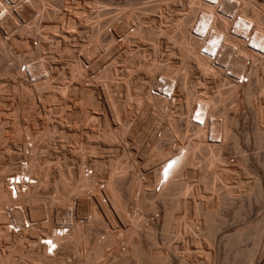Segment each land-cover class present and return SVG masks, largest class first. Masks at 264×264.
<instances>
[{"label": "bare ground", "instance_id": "obj_1", "mask_svg": "<svg viewBox=\"0 0 264 264\" xmlns=\"http://www.w3.org/2000/svg\"><path fill=\"white\" fill-rule=\"evenodd\" d=\"M254 1L177 0L182 6V10L181 6L177 7L182 12H177L178 9L175 6L173 15V9L170 11L167 7L170 12L163 11L162 4L164 2L161 1L162 4L141 7L142 14H144V11L158 12L162 19L157 26L156 23L150 24L147 20L148 16L141 14V16L138 15L140 17L135 15V25H130L128 20L131 18V14L130 18L128 17L129 19L126 18L125 21L122 19V22L118 25L115 23L116 27L113 31L108 32L106 28L101 32L103 21H101V16L114 9L110 8L109 3L103 1L94 0L92 13H95V15L92 17L91 13L90 17V14L85 15L86 12L80 10L83 7H79V5L70 9L72 13H69L59 12V2L56 3L51 0H0V12L3 11L0 15V48L7 42L23 44L27 47L28 55H30V57H16L11 64L0 66V75L6 78V83L3 84L4 87L0 85L2 86L0 88V141L6 143V146L0 147V159L3 158L5 149L11 151L14 145L21 144L20 141L18 142L24 128V124L21 123V116L32 117L31 120L34 122V125L33 123L32 125L35 129L38 128V126H35L36 124L40 126L37 130H33V127L29 131V124L26 125L25 128L28 127V130H25V135L31 142H46L48 144L47 142L56 139H60V141L63 139V141L66 140L69 143L78 142V144L87 142L88 145L90 143L87 147L94 154L99 144L96 147V144H92V142L100 141L101 144H104V146L102 144L101 149L112 150V152L117 153L121 150L122 145L120 146V143H125V136L129 133L128 129L131 128L128 127L127 129L125 124L131 121L132 110L137 107L141 108L140 115H146L149 109L153 108L154 113L151 115L150 112L148 113L150 117L147 118L146 130L150 128L151 121L154 119H158L159 123H162V127L161 130L159 127L158 130L155 129L156 131H152L146 136V146L143 147V150L148 152L145 161L146 167L143 168L145 174L143 178L137 175L135 177L137 180L135 185L139 193L135 202L136 207L145 213L154 212L157 209V204H159L162 208V219L160 220L164 231L168 230L169 232V229H172L179 234L183 227L192 237L191 240L193 239L195 244H193L194 248L197 249L199 254L203 253L206 257V260L201 264H210L212 255L214 256L210 245H213L216 241L215 233L220 227L215 222L216 220L214 221V216L218 215L221 208L234 205V203L237 206L236 213H241L244 207V199L251 197L249 196L251 191L246 188L244 180L240 177L241 170H243L248 157L245 154L239 155L236 164H228L227 160L224 159V151L230 146L238 149L239 143L237 144L236 128L234 127L238 123V118L231 116L230 110L222 102V92L218 88L221 83L231 84L228 90L233 98L242 96L252 111L256 110L257 112L258 108H262L263 113L260 111L262 109L259 110L260 115H262L259 116V112H257L256 116L258 115L264 122V7L257 8ZM169 2L171 1L169 0ZM119 12L121 13V11ZM163 14L166 16L164 17ZM237 16H239V19H237ZM152 17L150 19L157 22L158 18L156 16H154L156 19ZM92 18L95 19L92 20ZM57 19L58 21H55ZM81 20L86 23L79 25ZM198 21L197 32H194L193 28ZM131 28L132 30H130ZM202 29H206L204 36L201 33ZM254 32L256 35L250 38ZM117 33L121 34L122 40H119L120 43L117 44H107L104 53L109 58L114 56L116 59L118 56L121 58L120 62L124 66V73L122 74L124 81L114 83L113 75L116 68L111 65L104 72V78H106V80L103 79L106 81L104 85L101 83L102 85L99 86L98 82L93 83L92 80L90 84H84L83 62L81 57L75 56L76 45L73 43V39L76 40L84 34L88 36L91 46L89 45V49L84 52L88 56H86L87 59L92 62L91 67L95 68L100 60L93 61L94 57L101 52L103 46L101 36L112 39ZM111 39L109 42H111ZM250 39H252V44L248 43ZM139 40L152 41L149 46V51L152 54V57H149L151 60L144 59L143 51L136 47V49L133 48L135 46L133 43ZM34 41L37 44L36 46H34ZM164 42L171 44L172 47L167 53L166 62L163 63L160 45H163ZM203 46L206 48L205 52L200 50ZM222 48L223 51H221ZM214 49H216V52L212 56L209 53ZM56 54H60L58 56L60 58L62 54L63 58L61 59L65 58L69 63L61 71L56 70L58 66L55 70L50 66V63L56 62ZM174 54L179 56L181 64L177 65L178 61H175L172 57ZM2 55L0 54V64L5 60ZM46 57L50 60H47ZM88 60L86 63H88ZM226 64L227 66L224 69L222 66ZM22 66H24L23 70H21ZM242 69L243 72H240L239 70ZM228 70L230 75L226 74ZM132 75L134 78L131 77ZM240 76L245 78L246 81L244 79L239 81ZM159 77H161L164 84L158 81ZM30 78L34 79L31 80ZM234 78L238 80H234ZM209 85H214L217 89L211 92L209 91ZM162 86L167 87V92L171 91L169 98L167 96L163 97L161 92L157 91V88ZM198 87L203 88L204 92L198 93ZM3 90L6 93L11 90L17 95L14 110L11 112L12 115L8 113L10 117L7 115V111L5 112V109H3L5 106L2 107V103L5 102ZM118 91L126 92L125 99L121 100L114 94ZM35 98L44 103H52L54 105L51 108L52 110L61 109L64 111V114H60L64 115L62 117L66 119V125H62L63 123L62 126L58 125L59 122L58 124H52L44 120V117L41 118L40 112H42V109L34 108L36 105ZM23 100H28L30 105L24 106ZM75 100H80V103L76 104ZM234 108L236 109V107ZM194 111H196V118L194 116L192 120L191 117ZM45 112L50 115L47 110ZM45 118L47 119V117ZM48 118L50 117L48 116ZM253 125L256 127L255 130H258L254 142L261 145L264 143V128H259L257 121ZM21 126L23 127L21 128ZM25 149H28V152L23 154L24 163H18L15 169H0V220L8 219L6 215H3L1 209H7L10 214L7 223L0 221V235L4 238L17 237L15 244L18 246L19 264H65L64 253L61 252H64V250L73 252L77 246L86 245L91 233H93V224L99 222L101 216L108 218L109 223L113 225L119 223L121 227L119 225L114 227L128 234V250L139 261L140 259H146L148 264H193L189 259L190 246L185 245L184 252L179 253L178 245L169 243V235H165L162 239L164 241L163 249L157 248V240L149 232L150 242L148 247L144 249L140 246L139 238H135L134 235L138 234V228L143 224L128 215V202L131 197L129 193L126 194L122 191V183L126 179L128 171L126 169L129 164L126 166L127 164H123L119 159L112 162L110 166L108 164L110 169L108 168L107 177L105 175L101 176L106 178L102 188L98 183L100 181L95 183L96 172H98V164L96 163V168L87 174H85V170L72 169V167L65 170L60 168V172L57 170L58 177L54 186V192L57 195L55 197L65 201V203L70 201V195H73L72 193L76 191L79 192V189L83 191L94 190L91 216L85 223H81L71 213L64 217V221L55 222L59 223L58 226L46 222L47 220L44 221L43 213L46 207L43 208V211L39 206L38 208L35 207L34 203L37 202L40 190L49 183L47 179V176H49L47 175L48 167L42 166L41 151H37L36 147L30 150L26 146L23 150ZM67 151L66 154L69 153V150ZM72 151L75 152L74 149ZM122 151L128 152L129 150L123 149ZM236 151L241 152V150ZM74 155L71 156L74 157ZM16 161H18V156L13 154L9 156L8 164L10 166L12 163H17ZM257 161L261 166H264V160L257 159ZM167 164H171V167L165 168ZM106 171L103 173L106 174ZM232 171L239 176L235 182L236 184L232 183L233 185L229 180L230 178H228V174H231ZM163 174L166 175L165 180H162ZM133 175L135 176V174ZM11 177L17 179V183H14V194L9 184V178ZM25 177L28 181H25ZM259 184V181H257L256 185L259 186ZM157 186H159L158 190H156ZM154 195L155 200H153ZM104 197L105 200L103 201ZM52 198L50 197V199ZM85 202L87 201L85 200ZM53 203L55 204L54 200ZM46 211L48 212V210ZM46 214L48 215V213ZM217 221L223 222V220ZM9 224L12 228L9 227ZM64 228L65 232H63ZM244 230L233 232L235 234L231 233L230 236L227 235L226 242L223 243L235 252V254L233 253L234 256L242 255L238 251L243 247L239 248L238 245L249 236H252V232H250L252 230ZM57 231L62 232V235L59 236ZM110 232L106 233L103 241L104 245H110L113 242L114 234ZM257 233L259 232L256 231L253 234ZM258 237L257 239H259ZM48 239H52L51 243H46ZM53 245L56 248L50 252ZM104 245L95 248L93 253H83V259H75L71 263L92 262L93 259L91 258L97 259L101 256V249H103L101 247ZM257 245L254 246L255 250H257ZM244 251L246 252V250ZM17 254L12 251V248L7 253L4 252L0 255V264H13L18 258H16ZM252 255L254 256L253 253ZM236 258L232 260L230 258V262L227 264H236L238 261H242L239 260V257L238 260ZM24 260H28L29 263ZM252 263L264 264V246ZM241 264L247 263L243 262Z\"/></svg>", "mask_w": 264, "mask_h": 264}, {"label": "rangeland", "instance_id": "obj_2", "mask_svg": "<svg viewBox=\"0 0 264 264\" xmlns=\"http://www.w3.org/2000/svg\"><path fill=\"white\" fill-rule=\"evenodd\" d=\"M51 1L52 2H56V3L59 2L58 3V5H60L58 7V9H59L58 11L59 12H69L70 13L71 12L70 9L75 8V6L78 7V5H79V7H83V9L80 8V10H84V12H86L85 15H87V14L89 15L90 14V17H91V13L93 12L92 9H93V2H94V0H71V1L70 0H51ZM99 1H103L104 3H109L110 4L109 5L110 8H112V9L114 8L111 12L105 13L104 15L101 16V21L103 20L102 21V25H101V27H102L101 28V32H103V30H105L106 28H107L108 32L113 31L115 29L114 27H116L115 23L118 25L119 23L122 22V19H123V21H125L126 18H128L131 14H132L131 18L129 17L131 20L128 18L130 20V21L128 20V22L130 23V25H132V24L135 25V17L136 16L137 17H140L141 15H146V16H148V18H147L148 22L150 24L151 23L152 24H155L156 23L155 25L157 26V24H160V22H161L160 20L162 19L160 17V15L158 14V12H155L154 13V12H151V11H144L143 12L144 14H142L141 11H142L143 6L145 7L146 5L162 4L161 1L164 2L162 4L163 7H164L163 11L166 10L165 12H170L171 9H173V11H174V7L176 6L175 8L178 9L176 11L177 12L179 11V13L182 12L181 11L182 10V6L177 2V0L175 2L173 0H170L171 2L173 1L172 3H174V4L176 3L175 5L172 4L171 2H169V0H167V1H165V0H160V1L159 0H99ZM255 1H257V2H255ZM255 1H254V3H255V6L257 5L256 6L257 8L264 7V0H255ZM168 2H169V4H168ZM177 3H178V5H177ZM177 6H179V7L181 6V10ZM167 7L170 9V11H169V9ZM118 8H119V10H118ZM119 11H121L122 15H121V13ZM2 13H3V11L0 12V15ZM174 13H175V11L172 12V15ZM60 15H62V14H60ZM94 15H95V13H92V17ZM138 15H140V16H138ZM111 16L113 17V19H111L112 18ZM133 16H134V18H133ZM154 16H156L158 18L157 22H155L156 20L150 19L151 17L152 18H155ZM163 16L165 17L166 15L163 14ZM115 17H117V18H115ZM132 18L134 19V21H133ZM94 19L95 18H92V20H94ZM237 19H239V16H237ZM117 20H119V21H117ZM55 21H58V19L55 20ZM79 22H80L79 25H82V24L84 25V22L85 21L82 22V20H81ZM198 25H199V21L197 22V24L193 28V31L197 32ZM234 26H235V24H234ZM130 30H132V28ZM232 32H233V29H232ZM254 35H256L255 32L250 36V38H253ZM85 36H87V35L84 34V35H82V37H79L81 39L75 37L76 40L72 38L73 41H74L73 43L76 45L75 46V54H76L75 56H78L79 58L81 57L82 62H83V68H84V72H83L84 78H83V80H84V82L83 81L82 82L84 84L88 85V84L91 83V80H92V82L94 81L93 83L98 82L99 83V86L102 85V84L104 85V83H106V81H105L106 78H104V72L111 65L112 66L114 65V67L116 68V70H114L115 73L113 75L114 76L113 80L115 81L114 83L116 84V83L123 82L124 81V79H123L124 76L122 74L124 73V70H123V67L124 66H123V63L120 62V59L121 58L118 56L117 59H116L115 56H114V57H112L113 58L112 59L111 57L109 58V56L105 55V53H104L106 47L108 46L107 44H115V43L117 44V43H120V41L122 40L121 34L120 33H117L115 35V37L112 38V39L110 37L109 38H107V37L105 38V37L101 36V40H102L101 41V44L103 46L101 48L102 49L101 52L94 57V60L93 61L100 60L99 63L96 65L97 67H95V68H92L91 67L92 66V62H90L87 59L88 56L85 55L86 52H84V51H86V49H89V47H88L89 45L91 46V44H90L91 41H89L88 36L87 37H85ZM110 39H111V42H109ZM245 39L248 40V38H246V37H245ZM251 40L252 39L249 40V42H248L249 44H252L251 43ZM151 42L152 41H149V40H144V41L143 40H141V41L139 40V41H136V42L133 43V44H135V46H133V48L134 49L138 48L139 50L143 51L142 54L144 55V59L149 60L152 57V54L149 51V46H150ZM33 43H34V46L37 45V44H35L36 43L35 41ZM82 47H84V48H82ZM170 47H172L171 44H168V43H165V42H164L163 45L162 44L160 45V49L162 48L161 49L162 50L161 55H163V56L161 58H163V60H164L163 63L166 62L165 59L167 58V55H168L167 53H169L168 51H169ZM27 50H28L27 47H25L23 44H14V43L7 42L6 44L3 45V47L0 48V54L1 55L3 54L2 56L5 58V60L0 64V66L2 67L3 65H9V64H11L12 62H14V60L16 59V57L17 58L18 57H28V56L30 57V55H28V51ZM200 50H201V52H205L206 51L205 46H203ZM221 51H223V48H222ZM81 52H84V53H81ZM53 56H55V55H53ZM58 56H60V54L59 55L56 54V56H55L56 58L55 57L54 58L57 59V60L54 63L53 62L50 63V66L53 68V70H55V68H57V66H58V68L56 70L61 71V69L64 68V67L66 68L69 63H67L68 61L65 60V58L63 60L61 59V58H63V55L62 54H61V58L58 57ZM172 57H173V59L175 61H178L177 62V65L181 64V62L179 60V56L177 54H174ZM46 58H47V60H50L48 57H46ZM87 60H88V63H86ZM226 66H227V64L226 65H223L222 67L225 69ZM23 69H24V66L21 67V70H23ZM239 71L240 72H243V69L242 70H239ZM226 74L227 75H230L229 70L226 72ZM131 77L134 78L133 75ZM30 79L33 80L34 78H30ZM103 79H105V80H103ZM234 80H238V79L237 78H234ZM158 81L162 82L161 77L158 78ZM245 81H246V79H245ZM5 83H6V78L3 77L2 75H0V85L3 86V84H5ZM222 83L218 87L221 90V92H222V97H223V101L222 102H223L224 106L228 110H230L231 116H236L238 118V123H237L236 126H234L236 128V130H235V128H234V130L236 131V134H237V144L239 143L238 144V147H239L238 149H234V148H232L230 146V147H228L224 151V153H225L224 154V159L227 160L226 162L228 164L229 163L230 164H232V163L233 164H236L238 162L237 158L239 157V155L245 154L248 157L247 158V161H246V163H245V165L243 167V170H241L242 172L240 173V177H242V179L244 180V183L246 184V188L249 191H251V193L249 194V196H251V197L244 199V201H243L244 207H243V210L241 211V213H239V214L236 213L237 206L234 203V205H229L226 208H221L218 211V215L216 214L215 215L216 217L214 216V218H215L214 221L216 220L215 222L218 223L220 225V227L218 228V230H216V233H215V235H216V239L215 240L216 241L213 243V245L211 244L212 246L210 245L211 252H212V254H214V256L212 255V261H211L210 264H212V263L213 264H227V263L230 262V258L232 260L233 258H236V257H237L236 260H238V257H239V260L240 259L242 260L241 262L240 261H238V262L236 261L237 262L236 264H239V263L241 264L243 262H245L247 264H253L252 262H254V258H256L258 256L259 252L261 251V249L264 246V166H261L259 163H257L258 162L257 159L260 160V161H263L264 160V143L261 144V145H257L254 142V139H255L256 134L258 133V130H255L256 127L253 125L254 122L257 121L258 124H259L258 127L260 126L259 128H264L263 127L264 126L263 119L262 118L261 119L259 118V116L262 115V114L260 115L259 110L262 109V108H260V109L258 108L257 109V112H259V114L256 112V110H254L256 112L255 113L254 111H252V109L249 107V105L246 103L245 99L242 96H238V97L233 98V96L230 94V92L228 90L230 88L231 84H225V83L222 84ZM2 86H0V88ZM215 87L216 86H214V85H209V91L214 92L217 89ZM198 88H197L198 89V93H200L201 91H202L201 93L204 92V89L203 88H201V87H198ZM4 91L5 90H3L2 93L4 95V101L5 102L2 103V107L5 106L3 109H5V112L7 111L6 112L7 115H9L8 113H10V115H12L11 112H13L12 110H14L13 107H14L15 101H17V95L13 91H11V90L10 91L8 90L7 93L4 92ZM114 94L119 99L121 98V100L122 99H125V96H126V92L125 91L114 92ZM39 101L40 100L38 98H35V104L36 105L34 104L35 105L34 108L35 109L38 108L39 110L42 109L41 110L42 112H40L41 118L44 117V120H47L49 123H52V124H58V122H59L58 125H61L62 123H63L62 125H66V119L63 118L64 117V115H63L64 114L63 113L64 111H62L61 109H60L61 111L59 109L58 110L57 109H53L52 110L51 108L54 107V105L52 103H49V102L44 103L43 101H40V102ZM22 102L25 104V105L23 104L24 106L30 105L28 100H23ZM75 102H77L76 104H78V103H80V100L79 101L78 100H75ZM9 103L11 104L10 107H9V105H10ZM234 107H236V109ZM134 109L132 110L134 113L132 112V114L130 115L131 116L130 117L131 121L130 122H127L125 124V127H127V129H128V127H131V128L128 129L129 133H127V134H129V135L126 134V136H125L126 137L125 138V143H120V146L122 145L121 146V150H119L120 153L119 152L116 153L114 151L112 152V150H104V149H101V146H102L103 143L101 144L100 141H98L100 143H98L96 141L95 142H92V144H96L95 145L96 147L98 146L97 144H99L98 148L100 147L99 149L98 148L96 149V151L94 152V154L88 148L89 145H90V143L88 145L87 142H85L84 144H81V143L78 144V142H76V143L75 142L74 143L73 142L69 143V142H66L65 139H64L65 141H63V139H61L62 141H60V139H58V140L56 139V140H53V141H49V142H47L48 144H46V142H37V143L34 142V141L31 142L26 137V135H25V130L26 131L28 130L27 129L28 127L27 128H25V127H26V125L29 124L28 125L29 128H30L29 131L32 130L33 127H34L33 126L34 125V122H32V120H31L32 117L31 116H30L31 118H29L28 116L27 117L26 116L25 117L24 116H21V123L24 124L23 125L24 128L22 129L21 137L18 139V142L20 141L19 143H21V144L18 143L19 145H17V146L14 145V147L12 148L11 151H7V149H5L6 151H4V153H3V156H2L3 158L0 159V164H1L0 169L1 170H6V169H9V168L10 169H15L18 166V163L19 164L24 163L25 159H24V155L23 154H27V152H28V149L27 150L26 149L23 150L24 147H26V146H28V148L30 150H31V148L36 147V150L37 151H41L40 152V156H41L42 166L45 165L44 167H48L47 168V173H48L47 175H49V176H47V179L49 180V183H48V185H46V187H44V188H42L40 190V193H39L37 202L34 203L35 204L34 206L37 207V208L39 206L40 209H43L44 207H46V208H44L45 211L43 209V211H44V213H43L44 221L47 220L46 222H49L50 224H53L55 226H58L59 223H55V222L62 221V220L64 221V217H67L68 214H71V213H73L74 214V217H76L81 223L82 222L85 223V221L88 220V218L91 216L90 215V212H91V208H92V198L94 196V190L93 191L92 190H84L83 191V190H80L79 189V192L76 191V192L72 193L73 195L75 194L74 196L73 195H70L71 198H70V201H66L67 204L65 203V201H63V200H61L59 198H56L55 196L57 194L55 195L54 186H55V183H56V178L58 177V172H60L61 169L62 170L69 169V168L71 169V167H72V169L79 168V169H82L83 171L85 170L84 172H85V174H87V173L91 172V170L95 169L96 168V164H98V172H96L97 174H96V181H95V183H97L98 181H100L101 183L100 182H98V183L100 184L99 186L102 188L103 185H104V183H105L104 180H106L105 176L108 175L107 172H109V169H110L109 166L111 165L112 162H114L117 159H119L120 161L123 162V164L124 163H125V165L127 164L126 166H128V164H129V166L126 169V171L128 170L127 171L126 179L122 183V185H123L122 186V191L124 193H126V194L129 193L130 194V197H131L130 200H129V202H128V215L132 216L133 219L135 218L136 219L135 221H138L139 220L141 222V224L147 226V228H146V226H143V225L139 226L138 232H137L139 235L138 234H135L134 235L135 238H137V239L139 238L140 246L142 248H144V249H146L148 247L149 242H150L149 241V238H148V236H149L148 232H149L152 236H154L156 238V240H157V248L159 247V248L163 249V247H164L163 242L164 241L162 239H163V237L165 235L166 236L169 235L168 236L169 237V243L170 244L172 243V245L173 244L174 245H178V247H179V253L184 252V248L186 246H190L191 250H190V254H189V259L192 261L193 264H201L203 261L206 260V257H204L205 255L203 253H200L199 254V252L197 251V249L194 248V246H193L194 241H193V239L191 240L192 237L189 236V233L187 231H185V229L183 227L181 228V230H180L181 232L179 234H177V232H174V230H172V229L171 230L169 229V232H168V230L167 231L165 230L166 232L164 231V228H163L162 223H161V220H160V219H162L161 218V216H162V208H161V206L159 204H157V209L154 212H146L145 213L144 211L138 210L137 207H136L135 202H136V199L139 196L138 195L139 193H138L137 186L135 185L136 184V181H137L135 177L137 175V176H140V178H143L144 177V174H145V172H144L145 171L144 169L146 167V165H145L146 162L145 161H146L148 152L147 151H144L143 150L144 149L143 147L146 146V142H147L146 136H147L148 133H150L152 131H156L155 129L158 130L159 127H160V130H161L162 123H159L160 121L158 119L157 120L154 119L153 121H151V125L149 126L150 128H148L146 130V128H147L146 127L147 126L146 123L148 121L147 118L150 117V115L154 113L153 112L154 111L153 108L152 109L150 108L149 111L147 112V114L150 112L149 113L150 115L148 114L149 116L147 114L146 115H143V114L140 115L141 114V110H142L141 108L139 109L137 107L135 110ZM137 109H138V112H137ZM44 110L45 111L47 110L48 113L50 112V115H47ZM50 110H52V111H50ZM54 110H55V112H53ZM260 111H261V113H263V109L260 110ZM60 113H63V114L61 115ZM256 114H258L259 116L258 115L256 116ZM7 115H6V117L9 118L10 115H9V117ZM195 115H196V111L193 112V115L191 117L192 120H193V118H194ZM48 116L50 118H48ZM45 117H47V119ZM195 118H196V116H195ZM30 121H31V123H30ZM26 122H28V123L26 124ZM32 123H33V125H32ZM85 124H87V123L85 122ZM31 125H32V127H31ZM23 126H21V128ZM35 126L36 127L38 126V128L35 129V127H34L33 130H37V129L40 128V126L37 125V124ZM130 134H132V135H130ZM158 135H159V133H158ZM27 139L29 140V142H28ZM133 143H135V144H133ZM5 144H6L5 142H1L0 141V147L6 146ZM22 144H23V146H22ZM25 144H26V146H25ZM31 146H34V147H31ZM79 146L81 148L82 147L83 148L81 149ZM103 146H104V144H103ZM77 147H79V148H77ZM73 149H74L75 152L72 151ZM123 149L124 150L125 149L126 150H129L128 151L129 153L122 151ZM67 150H69V153H67L68 155L65 153V152H68ZM236 150H241V152H239V151L237 152ZM79 151H81V152H79ZM121 151L123 152V154H121L122 153ZM140 152H141L142 155L140 154ZM5 154H6V156H5ZM12 154L14 156H18V161H16L17 163H12L13 165L11 164V166H10V164H8V158ZM46 154H48V155H46ZM77 154H78V156L80 155L81 158H80V156L78 157ZM104 154H107V155H104ZM114 154H115V156H114ZM65 155H67V156L65 157ZM71 155H74V157H72ZM95 155H97V156L95 157ZM69 159H70V161H69ZM132 159H134V160H132ZM19 160H20V162H19ZM230 161H232V162H230ZM3 162H4V164H3ZM70 162H71V164H70ZM75 162H77V163L75 164ZM226 162H225V164H226ZM72 164H73V166H72ZM108 164H109V166H108ZM63 165H64V167H63ZM65 166H66V168H65ZM68 166H70V167H68ZM80 166H81V168H80ZM3 168H5V169H3ZM101 168H102V170H101ZM104 169L107 170L106 171V174H104L105 173V170ZM57 170H58V172H57ZM52 174H53V176H52ZM133 174H135V176ZM103 175H105L104 178H102ZM228 176H229L228 178H230L229 180H230L231 184L232 183H235L237 181L238 177H239L237 175V173H234V171H232L231 174L229 173ZM256 180L259 181V183H260L259 186L256 185V183H257ZM258 187H260V188H258ZM158 188H159V186L156 187V190H158ZM249 188H251V189H249ZM72 196H73V199H72ZM80 196H82V197H80ZM50 197L51 198L53 197V198L50 199ZM58 199H59V201H58ZM53 200L55 201V204L53 203ZM85 200L87 202H85ZM104 200H105V197H104L103 201ZM153 200H155V195L153 196ZM46 210H48V212ZM58 210H61V211H58ZM66 210L68 211V213L65 214V212H67ZM1 212L3 213V215H6L8 219L7 220L6 219H2L0 221L7 223L8 220L10 219V214L7 212V209L5 210V208L4 209H1ZM46 213H48V215ZM104 217L101 216V218L99 219V222L93 224V228H92V232L93 233H91V235L89 237V240H88V243L86 245L77 246L76 250L73 251V252H66L65 250H64V252H61L62 254L63 253L65 254V252H66V254H65L66 256L63 254V256L65 257V261H64L65 264H70L75 259H83L85 252L86 253H88V252L93 253V251H94L95 248H97L100 245H104V242L103 241L105 240L106 233L107 232H110V231H111L110 233H113L114 234V236H113L114 237L113 242L110 245H104L103 247H101L103 249H101L102 250L101 251L102 253H101V256L100 257H98L97 259L91 258V259H93L92 262L89 261L90 263H88V262L85 263L86 261H84V262H82V264H148L147 261H146V259H140V261H139L137 258H135L133 255L130 254V252L128 250L129 249V240H128L129 239V236H128V234H126L125 231H124L125 232L124 233L123 230L121 231V229L119 230V229H117V227H114L116 225H119V223L116 224V225H113V224L109 223V221L107 220L108 218L106 219V217L105 218ZM132 218H131V220H132ZM217 220H223V222H220V221H217ZM254 224H255V226H253ZM25 226H27V224H25ZM259 226H260V228H259ZM9 227H12L11 224H9ZM122 228H124V227H122ZM243 229H245L244 231H247L248 229L249 230H252L250 232H252L251 235L253 236L254 239L251 238L252 236H249L250 238L248 237L247 239H245V241H242L240 243L241 246L238 245L239 248L240 247H243L244 248V249L243 248L240 249L242 251H240V250L238 251V253L239 254H242V255L239 256L237 254L238 256H234L235 252L224 245L225 242H226V239H227L226 236L227 235L230 236L232 234H235L233 232L243 231ZM255 230L257 232H259V233L253 234V233H256ZM94 233H96V235H94ZM146 234H148V235L146 236ZM254 235H255V237H254ZM257 237L259 239H257ZM16 238L17 237H14V236H11V237L9 236V237H5L4 238V236L2 237L0 235V255L4 254V252L7 253L9 250H11V248H12V251H14V253H16V254L18 253L17 252L18 246H17V244H15L16 243V240H15ZM258 243H259V245H257ZM255 244L258 246V247L256 246L257 247V250L254 249L255 248L254 247ZM247 248H248V250H247ZM258 249H259V251H258ZM244 250H246V252ZM250 250H251V252H250ZM252 250H253V252H252ZM247 251H249V252H247ZM241 252H243V253H241ZM247 253L248 254L250 253L249 256H248ZM252 253L254 254V256L252 255ZM243 254H244V258H243ZM251 255H252V257H251ZM16 258L17 259H16L15 262H13V264H19L20 258H19V255L18 254H17ZM248 258H250V259H248ZM227 259H228V262L226 261ZM70 260H72V261H70ZM24 261L26 263H29L28 260H24ZM10 264H12V263H10ZM71 264H73V263H71Z\"/></svg>", "mask_w": 264, "mask_h": 264}, {"label": "built area", "instance_id": "obj_3", "mask_svg": "<svg viewBox=\"0 0 264 264\" xmlns=\"http://www.w3.org/2000/svg\"><path fill=\"white\" fill-rule=\"evenodd\" d=\"M195 32V31H194ZM213 56V55H212ZM242 79H244V78H242V76H240L239 77V81H242ZM245 80V79H244ZM161 84H164V82L162 81L161 82ZM157 91L158 92H161V94H162V96L164 97V96H167L168 98H169V96H170V91H168L167 92V87L166 86H162L161 88L160 87H158L157 88ZM153 92V91H152ZM155 94H157V93H155ZM25 179V181H28V179L25 177L24 178ZM14 183H17V179L15 178V177H11V178H9V184H10V189L13 191V194L15 193L14 192ZM12 228V227H11ZM14 230H15V228H14ZM17 230V229H16ZM66 230H65V228L63 229V232H65ZM57 234L59 235V236H61L62 235V232H60V231H57ZM51 241H52V239H48L47 241H46V243H51ZM56 248V246L55 245H53L52 247H51V249H50V252H51V250H53V249H55Z\"/></svg>", "mask_w": 264, "mask_h": 264}]
</instances>
